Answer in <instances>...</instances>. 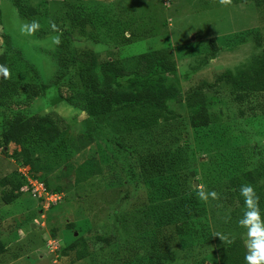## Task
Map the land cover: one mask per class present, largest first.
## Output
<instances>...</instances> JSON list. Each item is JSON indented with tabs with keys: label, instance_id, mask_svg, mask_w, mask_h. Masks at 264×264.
I'll use <instances>...</instances> for the list:
<instances>
[{
	"label": "rangeland",
	"instance_id": "1",
	"mask_svg": "<svg viewBox=\"0 0 264 264\" xmlns=\"http://www.w3.org/2000/svg\"><path fill=\"white\" fill-rule=\"evenodd\" d=\"M20 1L38 7L40 12H51L50 20L54 10L63 13V0ZM162 1V4L159 0L105 2L125 14L165 22V26L159 25L156 36H147L129 47L79 41L75 42L76 48L92 50L100 60H106L111 55L129 57L150 50L169 49L177 63V74H163L166 76L164 84L179 87L183 95L204 84L215 83L225 73L237 76L264 57V8L256 6L253 0ZM257 35L260 44L255 41ZM211 40L220 48L218 53L209 46ZM8 41L11 48L6 46ZM56 44V36L38 38L11 1L0 0V55L6 51L12 55L14 51L20 52L25 61L39 70L43 82L50 84L56 77L57 67L48 54L54 51ZM118 82L127 86L133 81L125 78ZM20 86L21 82L0 79V181L17 178L20 170L28 168H23L11 157L15 151H21L20 147L10 144L3 149L1 141L6 121L18 110L39 116L55 113L69 124L70 130L66 146L58 140L54 145L56 147L46 144L32 147L35 161L33 173L38 181L42 180L51 191L58 193L54 201H46L42 205L29 190H24L23 195L9 205L2 203L0 198V264L126 263L128 256L137 253L133 246H140V234L120 230L119 234L113 233L117 239L112 240L106 249H101L95 245L96 233L104 224L113 225L115 217L120 214L129 220L130 212L143 205L140 200L145 201L146 198L144 186L132 183L122 187L128 168L132 167L138 173L137 157H133L116 136H96L86 113L62 101L55 88L51 87L46 96L32 100L30 105ZM215 90L221 93L227 91L222 85ZM219 99L210 105L213 124L201 134L207 137L200 140L196 139L190 127L192 112L184 103L175 101L169 104V108L177 114V119L171 122V127L168 126L172 132L168 138H174L171 148H191L194 151V167L189 170L197 172L193 186L200 191L195 196L205 205L203 220L211 226L213 234L211 247L203 248L200 246L203 243L196 244L191 235L177 237L170 229L171 242L167 252L174 254L177 264H219L217 253L223 246L229 253L227 262L241 264L254 257L262 241L264 243V196L262 207L255 213L232 208L213 211L215 202L211 201L213 193L227 182L229 174L225 161L235 163L236 160L242 174L246 172L250 179L253 173L262 174L264 99L259 101L257 117L251 119L248 116L245 121L239 119L237 108L231 106L228 99ZM162 129L160 127L158 131ZM88 133L93 135L92 144H89L91 136H87ZM235 136L245 138L235 142ZM83 144L86 149L80 152L78 147ZM253 148L255 151L251 150ZM148 153L146 150L141 154L145 156ZM231 156L234 158L230 159ZM238 156L241 158H236ZM200 163L207 165L203 168ZM107 178L113 182L109 183ZM221 199L223 202L224 197ZM68 223L74 226L71 230L67 227ZM143 232L146 234L145 230ZM80 234L91 235L89 256L82 261H76L73 252L63 256L62 250ZM240 236L248 251L244 257L232 247V240Z\"/></svg>",
	"mask_w": 264,
	"mask_h": 264
},
{
	"label": "trees",
	"instance_id": "2",
	"mask_svg": "<svg viewBox=\"0 0 264 264\" xmlns=\"http://www.w3.org/2000/svg\"><path fill=\"white\" fill-rule=\"evenodd\" d=\"M10 1L19 16L29 22L32 33L38 38L56 36V48L48 55L54 61L57 72L52 82L45 84L39 70L25 61L20 52L14 51L12 55L6 51L0 55V79L21 82L20 89L30 105L32 100L46 96L51 87L55 88L62 101L86 113L96 136H116L126 146L125 149L138 159V173L132 167L128 168L122 187L140 183L146 193L145 201L140 200L143 205L130 212L129 220L120 214L115 217L113 225L104 224L96 233L95 245L106 249L112 240L117 239L113 233L119 234L120 230L140 234V246H133L137 253L128 256L124 264H177L174 254L167 252L171 242L170 229L174 236L191 235L196 244L202 242L200 246L210 248L213 243L211 226L203 220L205 205L195 196L200 190L193 186L197 172L189 170L194 167V151L191 148H171L174 138H168L172 134L168 126L171 127L177 114L169 108V104L175 101L184 103L192 112L189 116L190 127L197 140L207 137L201 134L213 124L214 115L210 105L221 97L237 108L241 121L248 116L253 119L257 117L259 101L264 99V57L237 76L225 73L215 83L204 84L183 95L179 87L164 84L166 76L163 74H177V63L169 49L150 50L129 57L111 55L106 60H100L96 52L80 50L75 45V42L85 41L94 45L129 47L147 36H156L158 28L165 26V22L117 11L113 9V4H105L110 0H63V13L54 10L51 20V12H40L38 7L23 4L20 0ZM159 1L162 4L163 1ZM253 1L256 6L264 8V0ZM259 39L257 35L255 41L258 44ZM6 46L11 48L9 41ZM209 46L215 53L220 51L214 40L210 41ZM125 78H131L133 82L122 86L118 81ZM221 85L227 91L221 93L215 90ZM160 127L163 128L161 132L158 131ZM69 130V124L55 113L39 116L18 110L6 121L1 141L3 149L10 144L20 147L21 151H15L11 157L23 168L28 167V177L38 181L33 173L35 161L32 147L45 144L53 147L58 140L66 146ZM87 136H91L89 144H92L93 135L88 133ZM242 137L235 136V142ZM78 149L82 152L86 145ZM146 150L149 153L142 156L141 153ZM251 150L255 151L254 148ZM225 163L229 175L222 188L213 193V211L232 208L255 213L263 202L264 182L261 181L264 180V165L262 174L253 173L250 179L246 172L242 174L236 160V164ZM200 164L203 168L207 165ZM19 175L0 181L2 203L9 205L18 200L24 190L30 192L28 180L21 173ZM106 181L113 182L110 178ZM38 182L42 183V180ZM44 185L47 193L59 196L47 184ZM221 196L224 197L223 202ZM38 200L45 204L44 199ZM67 227L71 230L74 226L68 223ZM80 235L62 250L63 256L73 252L76 261L89 256L91 235ZM232 247L242 257L248 253L241 236L232 240ZM257 252L241 264H264L263 241ZM217 256L219 264H229L226 246L218 250Z\"/></svg>",
	"mask_w": 264,
	"mask_h": 264
},
{
	"label": "built area",
	"instance_id": "3",
	"mask_svg": "<svg viewBox=\"0 0 264 264\" xmlns=\"http://www.w3.org/2000/svg\"><path fill=\"white\" fill-rule=\"evenodd\" d=\"M169 1V0H168ZM25 168V167H24ZM24 170V169H23ZM20 170L19 172L26 177V179L29 182V189L30 193L33 195V197L37 199H44V201H54L56 199V196H52L49 193L46 192V187L43 183L38 182L36 180L30 179L28 176L29 169L27 168L26 171ZM57 201V200H56Z\"/></svg>",
	"mask_w": 264,
	"mask_h": 264
},
{
	"label": "water",
	"instance_id": "4",
	"mask_svg": "<svg viewBox=\"0 0 264 264\" xmlns=\"http://www.w3.org/2000/svg\"><path fill=\"white\" fill-rule=\"evenodd\" d=\"M196 186V185H195Z\"/></svg>",
	"mask_w": 264,
	"mask_h": 264
}]
</instances>
